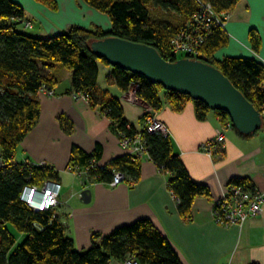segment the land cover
Here are the masks:
<instances>
[{
	"label": "trees",
	"instance_id": "obj_1",
	"mask_svg": "<svg viewBox=\"0 0 264 264\" xmlns=\"http://www.w3.org/2000/svg\"><path fill=\"white\" fill-rule=\"evenodd\" d=\"M49 10L57 12L56 0H34ZM102 15H108L112 29L103 30L93 25L91 29L73 25L68 31L48 39H37L19 30L29 23L27 13L14 0H0V264H111L120 263L133 256L139 264H183L168 238L151 220L117 228L108 236L94 234L92 246L83 252L76 250L73 239L66 235V228L55 217L54 210L34 212L22 201V193L28 186H44L47 181L59 182V173L46 167L23 165L14 162L18 147L38 125L41 116L39 94L43 88L54 90L59 85L57 69L72 72L73 96H88L89 104L100 108L111 121L118 137H133L138 131L125 119L123 103L107 94L98 93L101 68L111 70L110 76L119 90L129 93L139 86L137 95L154 111L165 104L174 112L182 111L193 102L198 120H205L212 111L201 101L189 96L164 90L143 76L113 68L106 60L93 53L91 44L108 37L122 38L139 44L153 46L168 62L178 61L173 41L186 37L195 47V56L220 70L249 102L260 112L264 107V65L255 58L226 57L217 59V53L229 46L230 35L222 27H202L197 20L211 5L215 14H232L242 0H82ZM154 10L163 11L158 15ZM249 42L254 53L260 54L262 40L259 31L251 29ZM223 126L232 125L226 112L214 111ZM61 128L71 133L73 124L64 116L59 119ZM130 127V128H129ZM148 157L157 168L169 174L168 188L178 201V210L186 218L191 217L197 198L210 195V190L190 177L180 156L174 152L170 136L142 133ZM121 138V137H120ZM91 154L73 147L68 169L82 173L93 183L109 186L116 172L124 176L130 186L139 181L142 159L126 154L116 158L108 166H101L103 148ZM219 150H217L218 152ZM217 154V153H216ZM248 190H256L248 180L230 182ZM12 226L22 235L24 242L16 247L17 239L9 230Z\"/></svg>",
	"mask_w": 264,
	"mask_h": 264
},
{
	"label": "crops",
	"instance_id": "obj_2",
	"mask_svg": "<svg viewBox=\"0 0 264 264\" xmlns=\"http://www.w3.org/2000/svg\"><path fill=\"white\" fill-rule=\"evenodd\" d=\"M14 1L25 9L31 27L42 22L41 35L48 38L68 31L73 25L90 29L97 25L105 31L112 29L107 15L82 0H56L59 10L55 13L34 0ZM251 29L260 33L263 42L260 54L251 49ZM225 31L230 35L228 47H235L231 48L235 53L228 57H253L264 65V0L239 2L227 20ZM243 51L255 56H243L245 53L240 54ZM224 58L217 55L218 60ZM100 71L98 93L119 99L130 127L142 131L149 105L125 99L127 93L118 89L110 76L111 70L102 67ZM65 77L66 72H63V79L59 78L60 83L54 89L57 95L54 98L39 94L41 119L18 147L14 162L20 165L47 162L59 173L63 196L54 213L66 228L68 238L74 240L76 250H88L94 234L108 236L117 228L149 219L168 238L183 264H264V205L259 216L244 226L224 228L214 221L213 216L214 204L221 200L225 187L235 179L248 180L264 194V127L249 138H242L233 129L227 130L223 146L210 157L204 147L223 129L214 111L205 120H198L193 102L180 112H174L168 104L157 111L158 118L168 127L174 152L181 157L190 177L210 190L208 197L196 199L191 217L186 218L180 214L178 201L168 188L169 174L157 168L148 154L142 159L141 176L133 186L124 182L111 189L68 169L73 147L88 154L98 147L103 148L101 166L110 165L127 152L121 147L120 137L111 121L100 113V108L68 94L72 89V75ZM65 85L68 86L63 88ZM61 116L73 124L71 133L61 128ZM84 189L91 193L87 204L80 194Z\"/></svg>",
	"mask_w": 264,
	"mask_h": 264
},
{
	"label": "water",
	"instance_id": "obj_3",
	"mask_svg": "<svg viewBox=\"0 0 264 264\" xmlns=\"http://www.w3.org/2000/svg\"><path fill=\"white\" fill-rule=\"evenodd\" d=\"M93 53L106 60L113 68H121L143 76L164 90L189 96L203 102L209 110L226 112L234 128L241 134L252 135L264 127L261 112L236 88L224 74L201 60L186 58L168 62L155 47L108 37L91 44ZM84 203H89L91 193H81Z\"/></svg>",
	"mask_w": 264,
	"mask_h": 264
},
{
	"label": "built area",
	"instance_id": "obj_4",
	"mask_svg": "<svg viewBox=\"0 0 264 264\" xmlns=\"http://www.w3.org/2000/svg\"><path fill=\"white\" fill-rule=\"evenodd\" d=\"M204 13H199L197 20L202 22V27L206 30L211 26L222 27L226 29V23L229 18V14L216 15L212 10L211 5L207 4L204 9ZM32 24L29 22L26 27H31ZM174 53L178 57L182 55L192 54L195 56L194 45L183 35L179 36L173 41ZM189 58V57H186ZM194 60V59H192ZM264 86V85H263ZM139 86H135L124 98L129 100L131 103L142 105L145 102L139 100L137 92ZM41 94H46L49 97L57 96L55 90L43 88ZM72 97L81 98L87 102L88 96L82 93H76ZM100 113L107 118V115ZM144 124L145 127L142 131H138L133 137L120 134V145L129 155H136L138 158L143 159L145 154H148L146 143L142 133L144 131L151 135L156 133L161 134L165 137L169 136L168 127L159 118L158 113L154 111L150 106L145 110ZM262 119H264V107L261 110ZM130 128V127H129ZM232 129L230 124L223 126L222 132L218 136L211 140L208 145L204 147V151L210 157L214 156L221 148L226 139V131ZM82 173H77L80 176ZM124 176L116 172L113 177V182L108 186L111 189L124 184ZM224 196L221 200H218L214 204V221L220 226L232 227V226H244L251 219H255L263 210L264 205V194L257 190H246L244 187L228 184L226 187ZM61 184L56 182L47 181L44 186H28L22 193V201L28 205L34 212H47L48 210L59 207L58 200L61 197ZM175 198V196H174ZM176 199V198H175ZM120 264H139L137 259L133 256H129L127 260Z\"/></svg>",
	"mask_w": 264,
	"mask_h": 264
},
{
	"label": "rangeland",
	"instance_id": "obj_5",
	"mask_svg": "<svg viewBox=\"0 0 264 264\" xmlns=\"http://www.w3.org/2000/svg\"><path fill=\"white\" fill-rule=\"evenodd\" d=\"M52 12H54L55 13V11H53V10H51ZM154 13H157L158 15H160V16H162V15H166V13H163V11L161 10V11H159V10H154ZM107 18L109 19V16L107 15ZM41 22V21H40ZM88 29H90V28H88ZM19 30H21V31H23L24 33H26L27 35H31V36H33V37H35V38H37V39H40V38H42V39H48V37H46V36H42L41 34H42V22L41 23H38V22H36L35 23V25L33 26V27H29V28H25V25L24 24H22L21 26H20V28H19ZM250 32V31H249ZM231 48H235V47H231L230 46V48L227 46L226 48H224V49H222V50H220L219 52H218V56L220 57V58H224V56H229V55H233V53H235V52H233V50L231 49ZM243 53H245V55H243V56H252V55H254L253 53H248L247 51H243V52H241L240 54H243ZM255 56V55H254ZM183 59H186L185 57H180L179 58V60H183ZM63 72H66V77H65V79L67 78V76L68 75H72V72H70L68 69H66V68H61V67H59L58 69H57V76H58V79L60 78V80H62L63 79ZM68 82V80L66 81V83ZM68 84V83H67ZM66 86H68V85H65L63 88H65ZM135 87V86H134ZM134 87H132L131 88V90L134 88ZM130 90V91H131ZM129 91V92H130ZM41 94V93H40ZM46 95V94H45ZM53 98V97H52ZM28 164H33V166H35V165H37V166H40V167H46L47 165H49L47 162H35V163H28ZM57 183V182H56ZM57 184H60V182H58ZM62 184H61V191H62ZM247 190V189H246ZM61 193V192H60ZM61 195V194H60ZM63 196V193H62V195H61V197ZM61 197L59 198V200H58V204L60 205L61 204ZM58 205V206H59ZM59 207H57V208H54V209H58ZM9 230H11V232L15 235V237H16V239H17V244H16V247L17 246H19V245H21L23 242H24V240H25V235H22L19 231H17L16 229L14 230V228L12 227V226H9Z\"/></svg>",
	"mask_w": 264,
	"mask_h": 264
},
{
	"label": "bare ground",
	"instance_id": "obj_6",
	"mask_svg": "<svg viewBox=\"0 0 264 264\" xmlns=\"http://www.w3.org/2000/svg\"><path fill=\"white\" fill-rule=\"evenodd\" d=\"M97 21H98V22H100V23L102 22V20H101V19H99V18H97Z\"/></svg>",
	"mask_w": 264,
	"mask_h": 264
}]
</instances>
